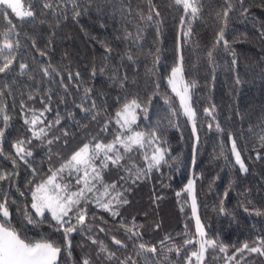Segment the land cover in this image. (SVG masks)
<instances>
[{"label": "trees", "instance_id": "trees-1", "mask_svg": "<svg viewBox=\"0 0 264 264\" xmlns=\"http://www.w3.org/2000/svg\"><path fill=\"white\" fill-rule=\"evenodd\" d=\"M228 3L233 8L225 21L223 12ZM200 4L202 8L195 19L185 16L183 7L175 5L174 0H83L76 9L79 16L71 10L72 4L57 0L51 12L40 11L41 6L37 5L34 21H21L10 14L18 33L12 40H18L19 47L11 71L0 73V107H5L11 116L0 140V172L15 174L0 181V198L7 194L17 227L22 224L36 238L39 234L54 233L55 222L47 213L48 219L38 225H28L24 220L25 210L34 214L29 191L32 185L28 182L40 179L49 167L58 168L93 137L110 142L116 127L111 118L126 100L136 98L147 108L146 115H138L137 130H157L167 141V163L135 183L134 176L127 182L120 179L127 176L123 168L110 166L105 171L107 183L127 189L124 195L128 203L120 208V216L115 219L90 204L88 224L92 232L71 234V256L62 253L63 264H80L85 255H91L93 264H104L103 258L96 259L97 246L89 235L103 240L113 250L117 246L111 237L115 235L128 244L127 250L121 249L117 256L123 259L133 255L144 264L119 229L121 219L128 224L135 220L143 241L157 246L155 256L159 260H163L160 241L166 236L173 238L166 242L168 246L182 244L186 236L198 239L197 216L207 237L225 245L229 256L245 243L252 246L264 239V214H256L257 210L264 212V147L259 143V135L264 134V0H243L242 5L240 0H200ZM24 5L29 7V0H24ZM150 10L153 20H142ZM188 21L191 34L186 37ZM6 25L7 20L0 17V32ZM222 28L229 50L225 51L221 44L209 62L207 53L213 49ZM128 34L139 38L133 41ZM181 58L183 79L195 85L190 89V102L197 114L198 143L192 135L191 122L183 115L179 99L168 85L171 70L181 63ZM2 63L0 58V66ZM21 63L28 65L23 73ZM48 65L55 69L51 76L41 71ZM85 89L90 90L86 101ZM41 101L50 108L44 116L46 121H54L57 113L61 118L46 138L53 143L33 140L27 146L33 153L28 158L31 167L17 158L14 169L12 145L18 139L31 137L29 126L24 124L21 103L25 111L40 110L44 107ZM93 101L96 109L83 110L91 108ZM213 106L212 116H207L204 109ZM105 123L107 132L101 131ZM217 124L221 131H217ZM230 136L236 141L246 172L235 162ZM131 159L138 166H145L141 154L134 152ZM33 168L37 170L36 177ZM190 179L194 180L195 215L191 196L185 191ZM221 201L224 213L219 211ZM99 227L106 232H99ZM197 248L198 245L189 247L180 257L169 253V260L172 264H185L184 257ZM224 257L218 249H208L203 264H226ZM227 264H264V256L245 251L243 257L237 254Z\"/></svg>", "mask_w": 264, "mask_h": 264}, {"label": "snow or ice", "instance_id": "snow-or-ice-1", "mask_svg": "<svg viewBox=\"0 0 264 264\" xmlns=\"http://www.w3.org/2000/svg\"><path fill=\"white\" fill-rule=\"evenodd\" d=\"M62 3L64 5L72 4L71 10L76 16L80 15V12L76 9L83 4V0H62ZM174 3L177 6H182L185 16H190L192 19H195L200 14L202 8L200 0H174ZM240 3L242 5L243 0H240ZM55 4H57V0H29V7L26 9L22 0H0V17L7 20L5 30L0 32V36L3 37L2 42H0V58L3 59L0 73L7 74L11 71V66L16 59L15 53L19 47V41L17 40L14 43L12 40V37L18 35V33L15 25L9 19L10 14H14L21 21H24L25 18H31L34 21L37 5L41 6L40 11L48 10L51 12ZM232 8L233 5L228 3L226 10L223 12L225 21H227ZM152 11H149L146 18L142 16L141 19L151 22L153 20ZM155 14L159 15L158 12ZM184 23L185 19L182 17L181 24L184 25ZM188 29L187 32H184L186 37L191 34V21H188ZM128 36L133 41L139 38L138 35L132 37L131 34H128ZM221 44L225 51L229 50V42L225 39L223 28L217 34L213 49L207 53L209 62L213 61V51ZM41 55L43 56L44 53L41 52ZM128 59L132 60L133 57L129 55ZM19 68L21 73H23L28 68V65L21 63ZM41 71L45 76H51L55 69L48 65L42 68ZM76 75L78 77L79 73ZM69 79H72L71 74H69ZM168 85L171 88V92L179 99L183 115L191 122L192 135L198 143L197 114L190 102V89L195 85L189 84L183 79L182 58L181 63L172 68L168 77ZM157 88H159V85H157ZM89 93L90 90L85 89V101L89 98ZM31 99L33 97L30 95L29 100ZM41 103L44 104L42 109H27L26 111L24 103H21V110L25 114L24 124L29 126L28 131L31 132V137L18 139L12 145L15 152V156L12 157L14 169L17 166V158L25 165L31 167V161L28 158L32 157L33 153L27 146L33 140L40 141L43 144L54 124L60 123L59 113H57L54 121L45 120V113L50 111V108L44 101H41ZM165 103L170 104V101L165 100ZM96 107V103L93 101L91 108L83 110L92 111ZM140 112L146 115L147 108L142 107L138 99L126 100L117 109L114 117L111 118L116 127L113 132V139L110 142L104 143L93 137L91 141L84 143L67 159H64L58 168L49 167L47 174L38 180L33 179L28 182L32 185L29 191L31 193V209L34 210V214L25 210L23 213L24 220L28 225H38L48 219V215H50L51 220L55 222L54 233H59V236L54 233H48L39 234V238H36L30 235L22 224L17 227V222L14 221L13 215L9 210L7 194L0 198V264H63V261H61L62 253H65L68 257L71 256V234L74 232H92V228L88 224L90 204H94L96 208L107 212L114 219L120 216V208L128 203L124 195L127 189L121 190L122 186L118 187L116 183H107L104 179L105 171L110 166L123 168L127 176H122L120 179L127 182V179L134 176L135 179L132 182L135 183L136 180L148 176L154 169L158 171L163 164L167 163V141L162 138V135L157 130L148 132L137 130V120ZM213 112L214 106L211 109H204V113L207 116H212ZM173 114H177L175 110H173ZM96 115L98 113L93 114L92 119L95 120ZM10 120L11 116L7 113L6 108L0 107V122L3 124V127H0V140L4 138L5 129L8 127ZM108 123H105L101 131L107 132L109 130ZM208 127L211 129L212 124L210 123ZM216 129L221 131L219 124L216 125ZM262 132H264V126H262ZM64 135H67V132ZM229 138L232 139L231 136ZM55 139H59V137H55ZM46 142L50 145L53 140L47 139ZM259 143L261 147H264V134L259 135ZM134 152L142 155L144 167L138 166L131 159ZM231 152L235 156V162L239 165L240 170L246 172L247 168L241 159L240 152L237 150L235 139H232ZM121 161H128V163L121 164ZM14 174L15 172H0V181L8 180ZM32 174L33 177H36L37 170L35 168L32 169ZM17 190L19 191V189ZM185 191L191 196L192 212L195 215L194 180L190 179L188 181ZM20 195H24V193L21 192ZM179 195L180 193H177V196ZM225 196H227V192H225ZM11 203H15V201ZM219 211L221 213L225 212L223 201H221ZM256 214L261 215L264 212L257 210ZM36 217L40 219L37 220ZM93 219H95L94 215ZM139 227L134 219L130 224L125 223L121 219L119 225V229L123 230L127 240L132 242V252L137 258H143L144 264H163L165 261L168 264H172L169 260V253L174 252L176 257H180L183 251H186L189 247H195V245H198V248L184 257L185 264H193V260L196 264H203L205 253L208 249H218L220 253H224L226 264L235 260L237 254L243 257L245 251L264 256V239L254 242L252 246L245 243L241 248L236 249L233 255H227V247L220 243L218 239L207 237L204 227L197 216L196 237L198 239L186 236L182 244L173 243L168 246L166 242L171 241L173 238L166 236L160 241L159 251L163 260H159L155 256L157 246L149 245L143 241ZM98 230L99 232H106L103 227H99ZM89 239L93 245L97 246L96 259L103 258L104 264H140V260L134 259L133 255H126L123 259L117 256L116 253L121 249L127 250L128 244L118 239L115 235L111 237L112 243L117 246L115 250L111 249L103 240L93 238L91 235H89ZM80 264H93L91 255H85L81 259Z\"/></svg>", "mask_w": 264, "mask_h": 264}, {"label": "rangeland", "instance_id": "rangeland-1", "mask_svg": "<svg viewBox=\"0 0 264 264\" xmlns=\"http://www.w3.org/2000/svg\"><path fill=\"white\" fill-rule=\"evenodd\" d=\"M22 3L24 4V0H22ZM25 6V5H24ZM25 8L27 9L28 7L27 6H25ZM242 159V158H241ZM239 166V165H238Z\"/></svg>", "mask_w": 264, "mask_h": 264}]
</instances>
